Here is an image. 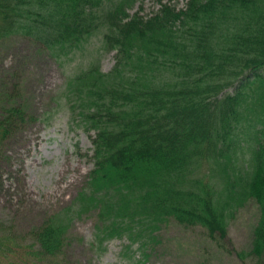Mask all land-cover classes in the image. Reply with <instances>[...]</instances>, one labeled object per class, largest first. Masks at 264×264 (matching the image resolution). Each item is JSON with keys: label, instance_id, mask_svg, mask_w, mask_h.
Here are the masks:
<instances>
[{"label": "trees", "instance_id": "trees-1", "mask_svg": "<svg viewBox=\"0 0 264 264\" xmlns=\"http://www.w3.org/2000/svg\"><path fill=\"white\" fill-rule=\"evenodd\" d=\"M135 1L0 0V39L22 34L59 64L99 31L114 51L109 72L91 64L61 93L70 122L91 133L75 207L46 218L27 247L0 221V264L54 262L79 209L96 211L92 245L125 237L144 264L168 220L227 240L228 214L248 198L259 207L248 253L264 259V0H159L148 16L130 12ZM4 103L0 143L27 119Z\"/></svg>", "mask_w": 264, "mask_h": 264}, {"label": "rangeland", "instance_id": "rangeland-1", "mask_svg": "<svg viewBox=\"0 0 264 264\" xmlns=\"http://www.w3.org/2000/svg\"><path fill=\"white\" fill-rule=\"evenodd\" d=\"M166 1L180 8L187 0H162ZM158 7L159 0H137L130 12L141 8L140 14L148 16ZM94 63L103 72L114 64V51L104 48L101 31L60 64L22 34L0 39V92L9 94L4 99L0 93V109L5 101L7 106L16 103L27 117L20 129L0 143V221L8 234L18 237L19 245L31 244L33 231L46 218L75 207L76 194L92 168L85 156L91 154V133L70 122L61 93L70 75ZM238 152L240 163L251 155L247 147ZM217 175L216 171L208 174ZM223 188L221 181L219 189ZM228 216V238L222 241L209 238L202 226L168 220L144 264H264V259L248 253L259 218L256 201L248 198L238 203ZM72 218L65 225V249L54 262L43 264H135L143 260L138 245L127 248L125 238L110 239L101 250L92 245L95 210L79 209Z\"/></svg>", "mask_w": 264, "mask_h": 264}, {"label": "bare ground", "instance_id": "bare-ground-1", "mask_svg": "<svg viewBox=\"0 0 264 264\" xmlns=\"http://www.w3.org/2000/svg\"><path fill=\"white\" fill-rule=\"evenodd\" d=\"M85 156H86V155H85ZM86 157H87L88 160L90 161L89 157H88V156H86ZM90 162H91V161H90ZM91 163H92V162H91ZM89 171H90V170H89ZM88 173H89V172H88ZM87 176H88V175H87ZM72 177H73V176H72ZM86 180H87V178H86ZM86 180H85V182H86ZM85 182H84V183H85ZM83 185H84V184H83ZM83 185H82V186H83ZM82 186H81V187H82ZM79 190H80V189H79ZM108 241H109V240H108ZM106 242H107V241H106ZM104 244H105V243H103V245H104ZM153 245H154V244H153ZM153 245H151V247H152ZM151 247H150V248H151ZM148 250H149V249H148ZM148 250H147V253H148ZM147 256H148V255H147Z\"/></svg>", "mask_w": 264, "mask_h": 264}]
</instances>
